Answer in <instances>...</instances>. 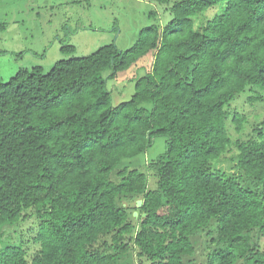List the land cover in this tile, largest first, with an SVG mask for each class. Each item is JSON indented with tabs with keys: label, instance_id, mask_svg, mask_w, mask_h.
I'll list each match as a JSON object with an SVG mask.
<instances>
[{
	"label": "trees",
	"instance_id": "trees-1",
	"mask_svg": "<svg viewBox=\"0 0 264 264\" xmlns=\"http://www.w3.org/2000/svg\"><path fill=\"white\" fill-rule=\"evenodd\" d=\"M171 13L127 51L113 44L49 72L21 69L8 83L0 75V238L36 216L32 264H126L131 253L138 264H187L203 231L213 247L208 264H264V242L252 246L254 233L264 239L260 126L236 144L234 174L213 169L234 145L228 120L237 132L246 121L226 108L248 89L264 103V0H180ZM75 51L62 41L63 54ZM149 54L134 95L115 106L108 81ZM158 137L166 152L148 165L158 181L149 190L145 174L121 163ZM0 264H28L27 252L7 246Z\"/></svg>",
	"mask_w": 264,
	"mask_h": 264
},
{
	"label": "rangeland",
	"instance_id": "rangeland-1",
	"mask_svg": "<svg viewBox=\"0 0 264 264\" xmlns=\"http://www.w3.org/2000/svg\"><path fill=\"white\" fill-rule=\"evenodd\" d=\"M180 0H169L168 5H159L151 0H0V75L3 83H8L21 69L42 67L49 72L56 63L72 57H87L103 47L115 44L119 50L127 51L138 41L141 32L151 25L164 27L173 19L171 7ZM216 6L195 19L199 28L206 20L219 13ZM62 41L76 48L71 54L61 52ZM154 62L152 54L144 57L136 67L120 73L116 79L109 80L108 89L113 94L115 106L129 101L135 93V83L145 75ZM109 73L104 75L107 78ZM260 90L240 94L226 109L238 112L245 117L241 132H237L231 121L227 127L233 140L232 151L222 160L213 164V169L229 175L235 173L238 164V142L246 141L264 134V103L254 102ZM253 98V99H252ZM260 126V127H259ZM259 127L260 132L256 133ZM166 152V138L158 137L154 145L134 159H124L121 168L138 170L148 178V189H157V178L148 165ZM113 180L117 181L116 175ZM133 211L135 200L125 202ZM135 216V214H134ZM138 217V216H137ZM39 220L36 216L4 228L0 238V251L7 246H21L27 252L28 264L40 250L37 243ZM210 230L215 232L213 222ZM208 232L203 231L193 239L195 255L186 259L187 264H208L209 254L213 252ZM252 235V246L263 249L264 239L258 241ZM189 261V263H188ZM134 253L126 264H138ZM240 259L238 264H243Z\"/></svg>",
	"mask_w": 264,
	"mask_h": 264
},
{
	"label": "water",
	"instance_id": "water-1",
	"mask_svg": "<svg viewBox=\"0 0 264 264\" xmlns=\"http://www.w3.org/2000/svg\"><path fill=\"white\" fill-rule=\"evenodd\" d=\"M142 205H143V201H138V202H137V208H141ZM135 216H136V217L138 216V213H137V212H135Z\"/></svg>",
	"mask_w": 264,
	"mask_h": 264
}]
</instances>
